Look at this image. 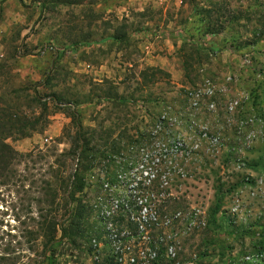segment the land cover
<instances>
[{"label":"rangeland","instance_id":"1","mask_svg":"<svg viewBox=\"0 0 264 264\" xmlns=\"http://www.w3.org/2000/svg\"><path fill=\"white\" fill-rule=\"evenodd\" d=\"M1 114L40 123L8 141L33 156L0 187V245L44 260L21 232L60 207L36 202L54 172L78 171L84 217L44 264H133L155 207L182 247L161 264H264V0H0ZM77 132L90 151L58 162Z\"/></svg>","mask_w":264,"mask_h":264},{"label":"trees","instance_id":"2","mask_svg":"<svg viewBox=\"0 0 264 264\" xmlns=\"http://www.w3.org/2000/svg\"><path fill=\"white\" fill-rule=\"evenodd\" d=\"M78 46H81V44ZM56 51L58 53L63 52L60 48H57ZM59 58L60 56L57 57V60ZM45 84V82L44 84H36L34 89L35 93H38V87ZM51 100L59 102L58 98H52ZM39 123L40 117H34L33 120L25 117L11 121V118L3 117L2 114L0 115V187L15 186L16 182L28 181L29 178L27 175L20 173L16 166L21 163L24 158H31L33 152L21 154L19 151L15 150L8 141H19L31 137L33 133L39 131ZM79 127L80 125L78 124L77 128L79 129ZM75 140L74 151L68 152L66 155H59V160L57 159L58 162L65 157H72V160L74 159L75 161L79 149L83 148L79 161V165L81 164L88 151H90V143L80 132H77ZM52 177L55 180L58 179L60 188H57L55 181L45 182V187L41 189V194L43 193L44 197L42 199L39 198L36 202L39 205L49 203L52 207L55 206L56 203H59L60 207L53 212H48L44 208H40L38 212L39 221L33 217L29 218L32 225L36 224V226L30 227L28 225L29 228L23 230L20 236V238H29L28 245L39 239L45 240L42 250L45 259L38 260V258H30L28 254H32V252L35 251L34 247L30 246V248L24 250V244L16 242L15 240L18 237L10 236L12 238L10 241L0 245V264H30L32 261H36L37 264L46 263L48 260V257L46 258V253L51 251L56 245H61L66 239L69 228L65 225L67 223H70V226L79 225L81 219L84 217L82 206L74 208L77 202L76 194L83 189L82 178L79 177L78 171L74 174L65 176H59L58 173L54 172ZM25 193L29 194L30 191L27 190ZM33 201L35 200L31 199L29 204ZM220 208L221 205L218 203L214 214H217ZM27 210L29 215L33 214L31 205L28 206ZM153 211L155 213L153 220H149L146 222V225H143L142 237L145 238L141 239L139 242L140 244L136 245V248L132 250V253L137 259L134 261V264H152L151 262L146 263L145 260H141L143 255H149L151 253L156 254L157 261H155L154 264H161L163 259H160V256L165 253L169 244L176 245L177 248L182 249L181 245L177 244L174 237L164 233L163 228L161 229V220L165 217L168 218L164 209L155 207ZM58 233H60L59 239L56 238ZM4 240V237H2L1 241L3 242ZM25 260H27V262H25Z\"/></svg>","mask_w":264,"mask_h":264},{"label":"built area","instance_id":"3","mask_svg":"<svg viewBox=\"0 0 264 264\" xmlns=\"http://www.w3.org/2000/svg\"><path fill=\"white\" fill-rule=\"evenodd\" d=\"M248 98H249V96H246V98H244V100H246V101H248ZM243 102V100L241 101H235V102H233V104H231V110H234V109H236L239 105H241V103ZM158 125H157V128L158 129H162V127H163V125H164V123H165V119L163 118V117H161V118H158ZM214 141V143H218V139H214L213 140ZM185 149V144H183V143H177L176 145H175V150H176V152H179V151H183ZM147 222V221H146ZM130 251H131V248H130ZM151 254H153V253H151ZM155 255V257H156V254H154ZM147 256L148 255H143V257L141 258V260L142 261H146V263H149V261L147 262ZM132 259H133V264H134V261H136L137 259L136 258H134V257H132Z\"/></svg>","mask_w":264,"mask_h":264},{"label":"water","instance_id":"4","mask_svg":"<svg viewBox=\"0 0 264 264\" xmlns=\"http://www.w3.org/2000/svg\"><path fill=\"white\" fill-rule=\"evenodd\" d=\"M83 148H81L80 152H82ZM79 160H77V164H78Z\"/></svg>","mask_w":264,"mask_h":264}]
</instances>
